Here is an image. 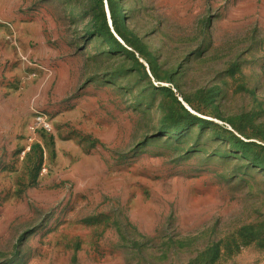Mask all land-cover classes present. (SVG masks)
Segmentation results:
<instances>
[{"label":"rangeland","instance_id":"1","mask_svg":"<svg viewBox=\"0 0 264 264\" xmlns=\"http://www.w3.org/2000/svg\"><path fill=\"white\" fill-rule=\"evenodd\" d=\"M0 264H264V0H0Z\"/></svg>","mask_w":264,"mask_h":264},{"label":"built area","instance_id":"2","mask_svg":"<svg viewBox=\"0 0 264 264\" xmlns=\"http://www.w3.org/2000/svg\"><path fill=\"white\" fill-rule=\"evenodd\" d=\"M37 122H39V126H41L43 129L48 128V123L46 122L45 118L43 116H37L36 117Z\"/></svg>","mask_w":264,"mask_h":264}]
</instances>
